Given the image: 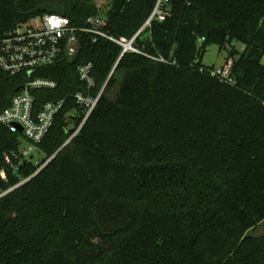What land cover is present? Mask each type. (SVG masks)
<instances>
[{
	"label": "trees",
	"instance_id": "16d2710c",
	"mask_svg": "<svg viewBox=\"0 0 264 264\" xmlns=\"http://www.w3.org/2000/svg\"><path fill=\"white\" fill-rule=\"evenodd\" d=\"M158 1L0 0V35L45 15L78 28L102 15L111 35L131 39ZM163 9L166 20L136 40L147 56H121L79 31L74 57L63 51L33 74L57 83L33 92L36 111L66 99L37 145L41 164L54 157L37 175L36 155L6 164L21 134L0 125V195L13 189L0 198V264H264V237L248 236L264 222V0ZM214 45L234 84L202 64ZM87 63L92 95L104 90L70 140L84 118L73 95L86 91L78 67ZM22 81L0 71V114Z\"/></svg>",
	"mask_w": 264,
	"mask_h": 264
},
{
	"label": "built area",
	"instance_id": "2783aa9c",
	"mask_svg": "<svg viewBox=\"0 0 264 264\" xmlns=\"http://www.w3.org/2000/svg\"><path fill=\"white\" fill-rule=\"evenodd\" d=\"M165 1H158L151 16L131 39L111 35L106 30L108 21L102 15L89 17L86 26L82 28L74 27L71 21L63 16L45 15L31 19L29 22L0 35L1 73L9 77H20L23 80L17 95L0 114V125L8 128L14 134H21V144L17 151L6 153L4 156L7 165L15 168V161L19 163L33 161L31 158H34L37 153V145L44 141L55 124L56 116L66 104V99L49 101L39 111H36L33 92L42 89L54 90L57 88V83L49 79L34 78L33 74L39 69L54 65L63 51L69 57H74L78 51L77 33L79 31L90 34L94 42L105 39L118 45L122 48L121 56L128 53L144 54L136 46V40L147 28L151 27L154 20H166L167 13L163 9ZM155 60L169 64V61L162 57L155 58ZM93 68L91 63L78 67V77L86 91L76 92L73 98L76 105L83 110L84 118L70 140L80 132L97 108L104 90L103 87L97 96L92 95L93 90L96 89ZM231 71L232 64L224 65L213 71L212 76L234 84ZM50 161L51 159L43 164L40 161H35L38 171L34 176L43 170ZM0 175L4 180H7L5 171H1ZM27 181L20 183L18 187ZM8 192L1 194L0 198Z\"/></svg>",
	"mask_w": 264,
	"mask_h": 264
},
{
	"label": "rangeland",
	"instance_id": "374dc122",
	"mask_svg": "<svg viewBox=\"0 0 264 264\" xmlns=\"http://www.w3.org/2000/svg\"><path fill=\"white\" fill-rule=\"evenodd\" d=\"M97 5L103 9L105 8L109 0H96ZM241 49V47H239ZM228 53L226 51H221L218 46L214 45L209 48H207L205 54L202 58V64L207 67H214L215 70L222 68L225 65L226 59H227ZM198 59V61H200ZM44 157L40 154H36V161H43ZM248 236L254 237V238H260L264 237V223L262 225H259L257 228L252 230Z\"/></svg>",
	"mask_w": 264,
	"mask_h": 264
},
{
	"label": "water",
	"instance_id": "95a60500",
	"mask_svg": "<svg viewBox=\"0 0 264 264\" xmlns=\"http://www.w3.org/2000/svg\"><path fill=\"white\" fill-rule=\"evenodd\" d=\"M21 131H22V129H21ZM53 158H54V157H53ZM53 158H52V159H53ZM31 159H33V157H32ZM52 159H51V160H52Z\"/></svg>",
	"mask_w": 264,
	"mask_h": 264
},
{
	"label": "crops",
	"instance_id": "0c3cea01",
	"mask_svg": "<svg viewBox=\"0 0 264 264\" xmlns=\"http://www.w3.org/2000/svg\"><path fill=\"white\" fill-rule=\"evenodd\" d=\"M263 223H264V222H263ZM263 223H262V224H263ZM262 224H260V225H262ZM253 230H254V229H253Z\"/></svg>",
	"mask_w": 264,
	"mask_h": 264
}]
</instances>
